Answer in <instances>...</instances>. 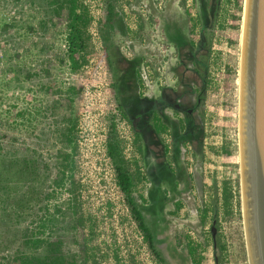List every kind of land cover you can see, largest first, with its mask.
<instances>
[{
  "label": "rangeland",
  "instance_id": "rangeland-1",
  "mask_svg": "<svg viewBox=\"0 0 264 264\" xmlns=\"http://www.w3.org/2000/svg\"><path fill=\"white\" fill-rule=\"evenodd\" d=\"M80 1L92 18L90 44L86 63L73 71L64 7L54 0H0V264H17V254L28 252L24 233L37 231L43 219L51 220L44 236L61 235L63 251L80 264H158L116 188L110 126L130 169L139 168L133 195L168 264H192L188 240L199 245L200 264H215V255L219 264H248L238 133L245 0H117L112 68L98 31L104 1ZM205 25L212 33L206 84L193 63ZM195 91L202 98L193 105L197 96L185 92ZM177 96L183 128L163 140L150 116L179 114L172 106ZM156 150L162 156L150 161ZM70 176L83 219L75 227L67 212ZM222 180L232 192L227 208Z\"/></svg>",
  "mask_w": 264,
  "mask_h": 264
},
{
  "label": "trees",
  "instance_id": "trees-1",
  "mask_svg": "<svg viewBox=\"0 0 264 264\" xmlns=\"http://www.w3.org/2000/svg\"><path fill=\"white\" fill-rule=\"evenodd\" d=\"M103 1L105 14L103 21L99 23L98 31L103 49L106 52V61L108 68H112L110 56L113 54V51L111 50L113 43L112 32L114 30L115 19L118 17V11L116 10L117 0ZM54 2L59 5V7H64L66 10L65 20L67 27L68 61L70 69L76 71L80 69L87 61L86 53L90 44V34L88 29L89 25L92 22V18L87 7L80 0H54ZM185 13L186 16H188V13ZM210 31L207 30L206 25L203 26L198 45V50L200 48L201 50L199 51L202 52L198 54L197 60H194L193 62L196 64L194 71L203 78L204 84L207 83V79L205 77L207 75L208 54L212 43V33ZM192 44L188 46L191 48ZM75 54L77 55V57L74 56ZM197 61L199 62L198 65ZM111 87L115 91L117 90V84L115 82L111 83ZM199 92L200 91L197 92L198 97L202 98V95ZM117 106L120 110L121 116L128 119L127 113L123 111L119 102L117 103ZM150 119L152 129L156 134H160L167 129V126L161 121L156 110L152 111ZM179 128H183L182 119L179 120ZM65 138L67 139V141H70L67 135H65ZM139 142L140 135L138 132H135L133 136V143L138 152L141 153V144H139ZM106 143L115 174L116 184L124 195L129 213L133 220L136 222V226L156 262L158 264H166L164 258L161 256V253L155 246L152 231L145 221L144 214L137 206L135 197L133 195V188L136 182L139 180V168H137L136 165V170L132 171L130 169L131 162L127 161L120 153L118 148L120 140L118 139L117 133L113 126H110V128L106 132ZM221 151H223V153H228V150L224 143L221 145ZM70 167L71 161L66 162V164L61 166V173L63 174L64 168ZM70 177L69 191L73 197L72 200L68 202L67 212L71 216L70 227H75L77 225L83 224V219L82 216L77 213V209L79 208V206L76 203L74 193H72L76 190V185L72 176ZM156 180L157 179L154 178V181ZM212 188H216V181L214 178H212ZM231 194L232 192L230 188V181L222 180L220 186V197L222 204L226 208L229 204ZM140 198L142 197L140 196ZM180 207L181 203L175 201V211L179 210ZM49 222H51L50 219H43L42 221H40L37 231H27L24 233L23 243L26 246L28 252L17 254V264H80V262L78 263L79 258L75 253H66L63 251L62 246L64 239L61 235L55 236L54 238H50V236H44L45 228L47 227ZM213 234L214 233L211 234L213 245L215 247L219 246V239L216 238ZM198 247L199 245L192 240H188L186 243V252L192 264H200L201 258L199 256ZM214 262L215 264H219V260L216 255L214 256Z\"/></svg>",
  "mask_w": 264,
  "mask_h": 264
},
{
  "label": "water",
  "instance_id": "water-1",
  "mask_svg": "<svg viewBox=\"0 0 264 264\" xmlns=\"http://www.w3.org/2000/svg\"><path fill=\"white\" fill-rule=\"evenodd\" d=\"M242 217L248 264H264V0H245L239 70Z\"/></svg>",
  "mask_w": 264,
  "mask_h": 264
},
{
  "label": "flooded vegetation",
  "instance_id": "flooded-vegetation-1",
  "mask_svg": "<svg viewBox=\"0 0 264 264\" xmlns=\"http://www.w3.org/2000/svg\"><path fill=\"white\" fill-rule=\"evenodd\" d=\"M214 1V0H213ZM216 3H218V0H215V4ZM183 11H184V13L186 12V10L183 8ZM185 15H186V13H185ZM188 66H190V64L188 65ZM176 78H175V82H176ZM176 87V86H175ZM178 87V86H177ZM198 91H195V92H193V93H190V92H185V94H187V95H191V96H193L194 95V97L195 96H197V98H196V100L195 99H193L192 100V102H193V105L196 103V104H198L199 102H200V100H201V98H199L198 97V93H197ZM199 93H201V91L199 92ZM201 95H202V93H201ZM184 96V95H183ZM196 101V102H195ZM180 102V96H177L176 97V102H172V106L175 108V110L177 111V113H179V114H175V112H172V113H174V114H171V115H169V114H167V112H165L164 110H163V113L162 114H159V117H160V119H161V121L167 126V129L164 131V132H162V133H160V134H158V135H160L161 137H162V139L164 140V136L165 135H169L171 138L173 137L172 136V129L173 130H175L174 128L175 127H177V126H179V120L180 119H182V117L180 116L181 114V109L178 107V103ZM121 103V102H120ZM121 105V108L123 109V111H125V112H127L126 111V108L124 109V105L121 103L120 104ZM140 105V104H139ZM192 105V106H193ZM191 106V107H192ZM188 111H190V109H187ZM186 110V111H187ZM187 113V112H186ZM189 113V112H188ZM187 113V114H188ZM128 114V113H127ZM176 116V117H175ZM182 122H183V120H182ZM168 141H170L169 139H168ZM164 144V143H163ZM161 146V145H160ZM158 148H159V146H158ZM161 149H163L162 148V146H161ZM156 246V245H155ZM157 248V247H156ZM160 253H161V256L164 258V260H165V262H166V264H168V261H167V259H166V255L163 253V252H161L159 249H157Z\"/></svg>",
  "mask_w": 264,
  "mask_h": 264
},
{
  "label": "crops",
  "instance_id": "crops-1",
  "mask_svg": "<svg viewBox=\"0 0 264 264\" xmlns=\"http://www.w3.org/2000/svg\"><path fill=\"white\" fill-rule=\"evenodd\" d=\"M163 151H165V153H169V152H167V150H166V148L164 147V149H163ZM162 156V154H161V152H159L158 150H156V152L153 154H151V157H150V161H153V162H156V161H158L159 160V158ZM169 163H170V168H173L172 167V162H171V159H170V161H169ZM188 170L190 171V168H188ZM162 172V171H161ZM172 172V171H171ZM145 177V176H144ZM145 179V178H144ZM138 198H139V200H142V201H144V198H143V194H141V193H139L138 195ZM140 196L143 198H140ZM141 202V201H140ZM137 203V206L139 207V209L141 210V212L143 213V211H142V209H141V207L139 206V202H136ZM153 235V234H152Z\"/></svg>",
  "mask_w": 264,
  "mask_h": 264
},
{
  "label": "built area",
  "instance_id": "built-area-1",
  "mask_svg": "<svg viewBox=\"0 0 264 264\" xmlns=\"http://www.w3.org/2000/svg\"><path fill=\"white\" fill-rule=\"evenodd\" d=\"M121 125L124 126V120L121 121ZM122 136H123V135H121V137H122ZM124 137H125V138H128V137H126V136H124ZM112 168H113V167H112ZM113 173H114V171H113ZM114 177H115V174H114ZM115 183H116V180H115ZM116 188L118 189L119 192H121V190H120V188L118 187L117 184H116ZM140 239H143V238H142V235H140ZM145 244H146V243H145ZM146 246H147V245H146Z\"/></svg>",
  "mask_w": 264,
  "mask_h": 264
},
{
  "label": "bare ground",
  "instance_id": "bare-ground-1",
  "mask_svg": "<svg viewBox=\"0 0 264 264\" xmlns=\"http://www.w3.org/2000/svg\"><path fill=\"white\" fill-rule=\"evenodd\" d=\"M239 154H240V151H239Z\"/></svg>",
  "mask_w": 264,
  "mask_h": 264
}]
</instances>
